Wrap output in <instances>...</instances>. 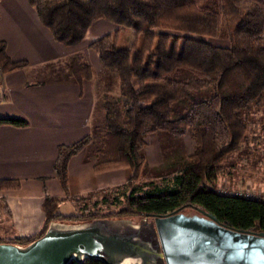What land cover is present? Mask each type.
<instances>
[{"label":"trees","instance_id":"obj_1","mask_svg":"<svg viewBox=\"0 0 264 264\" xmlns=\"http://www.w3.org/2000/svg\"><path fill=\"white\" fill-rule=\"evenodd\" d=\"M40 24L64 47L82 43L89 29L104 21L120 30L95 41L90 48L102 71L96 74L81 56L70 57L65 70L76 85L115 78L117 96L103 97L105 125L74 144L57 147L53 165L62 193L69 196V161L89 151L95 174L125 170L124 184L74 197L92 195L114 207L111 213L85 212L64 216L63 199L44 196V227L35 236L0 239L25 246L42 236L51 222L93 219H154L187 211L211 215L223 228L243 234H264V199L222 192L216 185L220 163L239 151L247 134L240 112L264 94V0H26ZM223 29L229 49L214 39ZM149 35L145 50L120 49V34ZM154 31L160 33L155 34ZM25 62H12L0 42L3 75L22 71ZM210 95L207 100L195 97ZM186 105L174 118L175 106ZM0 126L24 129V120H0ZM157 134L174 138L189 135L193 150L188 166L159 180L140 181L147 139ZM263 167H264V131ZM17 180L0 181L1 190H16ZM97 201L93 206L96 207ZM70 264H78L71 262ZM82 264H102L86 260Z\"/></svg>","mask_w":264,"mask_h":264},{"label":"crops","instance_id":"obj_2","mask_svg":"<svg viewBox=\"0 0 264 264\" xmlns=\"http://www.w3.org/2000/svg\"><path fill=\"white\" fill-rule=\"evenodd\" d=\"M103 22L93 24L82 43L68 48L55 42L26 0H0V42L5 44L10 61L28 65L0 79V120L19 119L28 124L24 129L0 126V181H19L16 190L0 189L2 240L37 235L44 227V196L67 198L53 169L57 147L74 144L93 133L97 90L108 76L101 82L76 85L69 79L65 64L78 55L96 74L101 73L99 58L90 46L120 30ZM97 126L101 130L104 123ZM151 137L142 151V178L157 180L188 166L193 144L166 134H159L151 143ZM168 146L169 161L165 149ZM93 166L89 151L69 161L68 197L119 186L127 179L125 170L95 174Z\"/></svg>","mask_w":264,"mask_h":264},{"label":"water","instance_id":"obj_3","mask_svg":"<svg viewBox=\"0 0 264 264\" xmlns=\"http://www.w3.org/2000/svg\"><path fill=\"white\" fill-rule=\"evenodd\" d=\"M264 264V234L221 227L214 217L173 214L154 219L51 222L25 246L0 244V264Z\"/></svg>","mask_w":264,"mask_h":264},{"label":"rangeland","instance_id":"obj_4","mask_svg":"<svg viewBox=\"0 0 264 264\" xmlns=\"http://www.w3.org/2000/svg\"><path fill=\"white\" fill-rule=\"evenodd\" d=\"M154 33L158 34L160 32L154 31ZM148 40H149V35L147 34L142 33L135 35V33L131 31H123L120 34L119 47L120 49H124V50L130 49L134 41H136V47L139 50H145ZM204 40L208 42L210 45L217 48L229 49L231 47L228 36L223 29H220L218 36L216 38L204 39ZM92 53L95 54L94 50H92ZM105 93L110 94L111 96L113 95L117 96L118 85L115 78L112 79L108 78L100 85V87L97 90L96 106L92 117V126L94 128L92 134L98 131L99 128H97L98 127L97 124L101 122L104 123L105 125V120H102V113L104 114L103 97ZM195 97L200 100H207L210 98V95L206 92H203L196 94ZM185 109H186L185 104L176 105L175 106L176 113L174 114V118L183 116ZM240 117L247 126V134L245 136L243 143L241 144L239 151L229 155L228 157L223 159L222 162L220 163L216 185L222 192H227L231 194L232 193L247 194L253 198L264 199V167H263V142H262V134L264 131V94L261 95L258 101L252 103L247 110L241 111ZM157 137H159V134L152 136L150 142L155 143L156 139L154 138ZM182 138H185V142L188 143L189 145L193 144L188 134ZM165 149H166L167 159L169 161V154H168L169 146L165 147ZM141 178L142 176H140V181L142 182L147 180V178L145 177L142 179ZM90 193H87L86 196L89 195ZM96 201H97V205L95 207L93 206V204ZM82 207H85L86 209L85 212L87 213L88 212L92 213L94 210H96L99 213L103 214V213H111L113 210H115L113 206L106 203L105 204L101 203L100 197H97V195H92L86 199L81 200L80 204L75 203L73 197L64 198L62 203L60 204L59 212L64 216L75 215L80 212ZM185 215L188 216L199 215V212L190 210L187 211ZM128 219L132 220L134 223H137L139 221L131 218ZM61 222L69 224L73 222V220L72 221L62 220Z\"/></svg>","mask_w":264,"mask_h":264},{"label":"built area","instance_id":"obj_5","mask_svg":"<svg viewBox=\"0 0 264 264\" xmlns=\"http://www.w3.org/2000/svg\"><path fill=\"white\" fill-rule=\"evenodd\" d=\"M2 76H3V74L1 73V71H0V79L2 78ZM247 196H249V195H247ZM250 197V196H249Z\"/></svg>","mask_w":264,"mask_h":264}]
</instances>
